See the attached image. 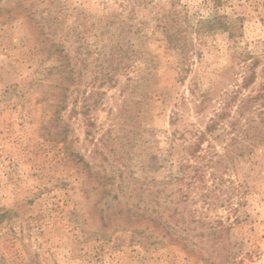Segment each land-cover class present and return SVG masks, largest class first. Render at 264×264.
Here are the masks:
<instances>
[{
  "label": "rangeland",
  "instance_id": "rangeland-1",
  "mask_svg": "<svg viewBox=\"0 0 264 264\" xmlns=\"http://www.w3.org/2000/svg\"><path fill=\"white\" fill-rule=\"evenodd\" d=\"M224 10L242 36L188 33L181 79L185 53L161 20L176 11L184 30L204 0H0V264H264V136L231 124L248 95L263 96L246 117L264 108V0ZM192 88L209 92L201 111ZM141 187H164L168 231L184 240L120 211ZM218 221L215 252L205 233Z\"/></svg>",
  "mask_w": 264,
  "mask_h": 264
},
{
  "label": "trees",
  "instance_id": "trees-1",
  "mask_svg": "<svg viewBox=\"0 0 264 264\" xmlns=\"http://www.w3.org/2000/svg\"><path fill=\"white\" fill-rule=\"evenodd\" d=\"M205 6L208 9L207 16H201L195 24L186 26L184 30H181V23L179 22L178 13L173 12L171 15H167L164 19L161 20V29L166 38V41L174 49L181 50V53H185L181 59V64L186 67H182L181 79L184 78L183 73L189 70L190 66L187 63L188 53L191 47L194 46L193 39H191V44L189 43L188 33L194 32L197 35L198 39L210 37L218 34H225L228 39L235 40L242 36L243 34V25L238 22V19L234 15L227 13L224 10V6L227 3V0H204ZM186 17H188L186 15ZM182 42V43H181ZM242 59L246 60L248 55H241ZM257 62L250 65V73L243 76V82L240 85L242 88H248L256 79L255 67ZM193 97H196L195 108L197 111H201L206 106V102L210 100L209 92H202L199 96L197 91L192 88L190 89ZM263 95H248L239 100L238 108V117L231 124L233 125L232 129L236 131L235 136L247 137L251 141L256 140L257 137L264 136V108L259 109L256 113L257 117H246V112L255 110L256 101ZM237 98V97H236ZM63 101V100H62ZM63 108V107H61ZM231 100L225 103L220 111H216L212 117H210L209 122L206 125V132H213L219 126L220 121L225 117L230 115ZM257 108V107H256ZM178 117L179 113L174 112ZM175 116V120H176ZM243 117V119H241ZM243 120L244 122H242ZM65 132V130H64ZM205 133V132H204ZM203 134V133H202ZM68 138L67 133H63L62 141L66 143ZM238 137H234V140L237 142ZM201 148V142L198 143L194 149L189 151V154H196L198 149ZM73 153H71L72 155ZM73 157H77V161H83V158L77 154H73ZM85 167H89V164L84 162ZM90 170V168H89ZM140 192L145 193L146 189L144 187L140 188ZM164 187H156V189L150 190L145 195H140L138 202H128L124 205H121L120 211H124L130 218L135 217L139 222H146V224L153 226L157 230H165L169 232L170 238L174 240H184L181 234H178L176 231H168L170 224L168 221V215L165 213L169 210V201L167 196H162ZM143 203V204H142ZM175 213L178 216H182V212L175 210ZM176 215V214H175ZM238 218V217H237ZM191 222L198 223L199 220L191 219ZM228 226H226L222 221H218L215 224H212L206 228L205 236L207 237L206 243L211 242L215 246L214 251L216 252L221 248L219 246L222 242L224 234L227 232ZM219 244V245H218ZM194 252V251H192Z\"/></svg>",
  "mask_w": 264,
  "mask_h": 264
}]
</instances>
